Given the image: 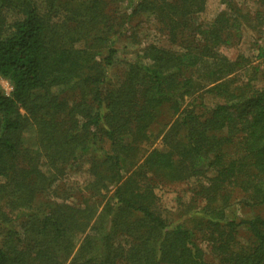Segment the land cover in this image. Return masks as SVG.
<instances>
[{
  "label": "trees",
  "instance_id": "obj_1",
  "mask_svg": "<svg viewBox=\"0 0 264 264\" xmlns=\"http://www.w3.org/2000/svg\"><path fill=\"white\" fill-rule=\"evenodd\" d=\"M206 1L0 0V264H205L195 232L215 264H264V218L225 215L235 194L264 205V83L219 51L264 27V0L253 16L223 0L208 22ZM138 18L172 48L145 45L108 81ZM164 109L162 147L143 152ZM80 160L88 178L64 184ZM191 179L193 227L171 225L154 187Z\"/></svg>",
  "mask_w": 264,
  "mask_h": 264
},
{
  "label": "rangeland",
  "instance_id": "obj_2",
  "mask_svg": "<svg viewBox=\"0 0 264 264\" xmlns=\"http://www.w3.org/2000/svg\"><path fill=\"white\" fill-rule=\"evenodd\" d=\"M229 1V0H228ZM226 1L223 0H207L205 10L199 15L201 21H211L219 12L227 10ZM231 4H235L238 9L244 13H249L253 16L256 11L262 10L254 0H230ZM122 8L125 7L122 5ZM12 17L8 19V23L12 22ZM157 24L149 18L134 19L130 24L125 26L119 38L115 41L117 56L115 65L108 69V81L119 78L120 72L123 71L125 61H130L135 56V52L140 50L145 45L154 44L159 47L171 49L166 37L158 30ZM134 35V36H132ZM130 36L131 40L126 37ZM132 41H137L133 44ZM221 54L227 56L231 60L240 58V62L245 64L242 73L246 70V74L254 79V84L259 87L263 86L264 79V27L256 29L243 26L240 36L237 40L229 45H221L219 47ZM262 55V56H260ZM246 68V69H245ZM253 68H257L258 75H253ZM251 71V72H250ZM238 72L240 77L244 79V74ZM246 75V76H247ZM12 86L7 79L0 77V92L4 95H9ZM55 91V90H54ZM210 97L204 96V102L210 103ZM185 104L191 103V97H185ZM168 123L167 125H165ZM171 123L170 111L164 109L157 123L150 126V131L156 135L147 143L142 145L143 152L151 149H161V137L165 130L169 128ZM163 130V132H161ZM88 162L80 160L77 164L72 165L66 172L63 183L69 186L81 185L88 178L86 170ZM3 181L0 178V183ZM203 180L191 179L185 182L174 184H157L154 187V193L157 198L158 212L162 218L171 225L186 223L190 228L193 227L190 221V216L194 215L201 207L202 201L195 195L197 186ZM241 196L235 194L229 207L225 211V215L229 219L261 217L264 218V205L257 207H248L239 203ZM196 210V211H195ZM195 211V212H194ZM187 221V222H186ZM1 233V227H0ZM244 231L239 232L240 239L243 240ZM197 244L204 253L205 264H215L212 257L210 244L200 238L199 232H195Z\"/></svg>",
  "mask_w": 264,
  "mask_h": 264
}]
</instances>
